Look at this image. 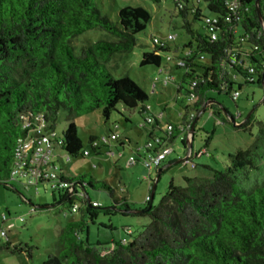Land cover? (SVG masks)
Returning <instances> with one entry per match:
<instances>
[{"label": "trees", "instance_id": "obj_1", "mask_svg": "<svg viewBox=\"0 0 264 264\" xmlns=\"http://www.w3.org/2000/svg\"><path fill=\"white\" fill-rule=\"evenodd\" d=\"M203 1L211 15L219 19L220 39L216 42H207L206 35L191 28L189 15L194 21L202 18V22L207 17L200 8L189 6V0H174L184 28L192 35L180 47H195L208 55L204 60H192L182 80L174 81L176 94L183 89L186 78L195 93V99L189 103L187 94L191 89H185V97L178 102L180 123L187 122L192 112L196 114L203 108L210 99V91L222 92L221 82L227 76L223 64L231 65L225 60L230 49L241 53L249 44L264 45L256 0H240L239 32L248 35L244 42L231 29L238 21L234 18L225 21L228 9L223 0ZM258 5L264 18L263 0ZM151 19L146 8L125 6L119 9L118 21L114 22L102 13L95 0H0L1 184L6 185L11 177L17 139L37 125L38 114H43L49 129H56L60 110L68 113V125L60 135L62 143L56 149L70 158L102 153L100 146L92 145L99 138L96 135L82 145L76 135L75 117L100 110L109 119L118 104L128 109L139 108L141 115L147 111L146 91L127 76L113 77L107 65L115 53L129 52L136 46L137 34L146 29ZM94 28L107 31L116 40H98L79 50L71 44L73 38ZM166 49L153 46L143 53L140 65L159 68L161 52ZM250 60L257 62L254 58ZM230 67L240 72V68ZM263 72L258 82L249 84L263 86ZM195 73L199 74L198 82L192 86ZM211 108V115L230 122L219 105L213 103ZM252 118L251 114L241 127L250 130ZM172 124L175 129L170 143L180 133L178 124ZM230 158L231 164L225 171L209 168L210 176H184L185 185L172 180L158 205L135 213L149 216L150 221L128 240L110 246L90 244L79 237L82 222H69L58 235L55 252L40 264H264V121H259L252 144L237 150ZM63 178L73 190L58 192L57 198L53 195L56 202L70 193L66 200L49 209L59 212L67 202L71 207L74 198L87 204V186L103 189L114 198V189L104 181L82 175L67 178L63 174ZM152 188L153 185L147 206ZM115 203L118 208L132 209L123 198ZM42 210L45 209H34ZM86 211L93 220L92 210L86 207ZM10 247L9 241L0 244V249ZM27 248L17 245L13 250L31 257Z\"/></svg>", "mask_w": 264, "mask_h": 264}, {"label": "rangeland", "instance_id": "obj_2", "mask_svg": "<svg viewBox=\"0 0 264 264\" xmlns=\"http://www.w3.org/2000/svg\"><path fill=\"white\" fill-rule=\"evenodd\" d=\"M95 1L102 13L114 22L118 21L119 9L125 6H142L151 13L152 19L146 29L137 34L136 46L129 52L115 53L107 66L113 77L127 76L146 91L148 100L145 102V107H149L156 116L163 113L162 117H157L162 129L168 122L179 124L181 107L178 102L185 97L189 78H186L187 80L182 84L183 89L179 94L175 93L173 82H168L165 88L158 85L153 91L152 81L158 75V68L151 64L140 65L143 53L153 49L154 35L164 37L168 33L175 34L176 39L170 44V53L175 55L182 54L180 46L192 39V35L183 26L184 20L178 14L174 0H161L159 3L151 0ZM193 4L200 8L203 16L211 15L203 0L200 2L189 0V6ZM189 21L193 31L206 35L202 18L194 21L192 15H189ZM98 40H116V38L107 31L94 28L73 38L71 44L79 50ZM165 55V52H161L162 63L166 62ZM185 72V68L173 67L170 73L177 81H181ZM233 83V89L241 86L237 100H233L225 92L218 91H210L208 97L220 103L237 123L243 122L252 112L250 130L235 127L231 121L224 122L222 116L211 115L210 108H207L196 122L191 150L193 154H197L206 148V152L193 156L192 162L196 165L194 168L190 163L177 162L186 158L188 153L185 144L186 134L184 132L177 134L172 143V151L162 164L168 166L157 180L153 175L145 178L149 170L142 162L127 164L131 156L138 157L135 154L137 147L141 148L140 153H143L148 134L139 125L147 111L141 115L138 113L139 108L128 109L118 104L109 119H105L100 110L75 117L76 135L83 146L87 145L89 137L93 135L102 138L114 133L118 138L108 143L101 142L102 153L98 156L79 155L68 158L63 150L54 149L56 164L67 178L82 175L106 182L114 189V198L103 189L87 186V195L92 203H99L98 206L88 207L81 200L74 198L73 203L79 205L77 212L70 211L68 202L59 212L54 209L32 211V205L53 203L54 196L58 197V192L53 194L48 184H40L37 187L27 185L25 177L10 179L6 185L0 183V229L4 228L7 231V236H0V244L3 245L6 241L11 243L10 249H0V264L42 263L48 254L55 252V244L61 229L71 221L82 222L79 237L90 244L110 246L114 242L128 240L131 236H136L144 225L149 223L150 218L147 215L129 214L112 209V207L118 208L116 200L123 198L128 201L132 209H144L147 206L146 198L149 190L156 181L152 201V206H156L172 180L176 184L185 185L184 175L210 176L209 168L225 171L231 164L230 155L239 149L249 147L257 135L259 121H264V87L259 84H246L241 75ZM67 125L68 113L60 110L56 124L57 133L62 135ZM156 133L161 135L162 132ZM77 190L81 189L78 187ZM86 207L95 214L93 220L90 219ZM3 214L6 215L4 222H2ZM17 245H27L31 257L25 252L13 250Z\"/></svg>", "mask_w": 264, "mask_h": 264}, {"label": "built area", "instance_id": "obj_3", "mask_svg": "<svg viewBox=\"0 0 264 264\" xmlns=\"http://www.w3.org/2000/svg\"><path fill=\"white\" fill-rule=\"evenodd\" d=\"M200 2V0H197ZM224 5L228 9V13L224 17L226 22H231L234 18L238 23L231 25V29L234 34H238V40L244 42L247 40L248 35L246 32H239V9L240 0H223ZM183 3L179 4L182 8ZM219 19L216 15L207 16L204 18L203 26L206 29L205 40L207 42H216L220 39V29L218 27ZM264 29V25H263ZM176 39V35L168 33L166 36L161 37L154 35L152 37V45L160 48H167L165 53V63H162L158 68V75L154 77L152 81L153 91L158 85L166 87L168 82L177 81L175 77L171 75V69L174 67L185 68L188 71V66L193 60H204L208 55L200 52L195 47L182 48V54L175 55L170 53V44ZM248 45V44H246ZM238 50L230 49L227 53L226 62H229L232 66L240 68V72L232 69L227 64H223V69L226 71V78L221 82V91L230 95L233 100H237L241 93L240 85L238 89H233V82L239 75L244 78L246 84L258 82L260 74L264 71V45L261 47L260 44H249L244 46L241 53L236 52ZM250 58H254L257 62H252ZM199 74L195 73L193 76L195 79L192 81V86L196 85ZM191 89V87H188ZM195 99V93L191 89L187 94V102L192 103ZM211 100V99H209ZM207 100L205 104L209 101ZM204 104V105H205ZM211 104L208 103L207 108H210V113L213 112ZM147 114L144 119L140 122V128L144 129L148 134L146 143L143 146V153H140L139 147L135 149V154L138 156H131L127 161L128 165H134L137 162H142L143 165L149 170V174L145 178H150V174L153 172L156 174L158 168L161 167L165 161L167 155L172 151V143L169 142L175 126L168 122L162 133L157 134L159 129L157 117H162L163 113L156 116L150 111L149 107H146ZM195 113L192 112L189 115L188 121L185 123H179L177 129L180 133L184 132L186 138L188 131L195 117ZM37 125L31 129L25 136H21L17 139L14 148V160L10 171V179L25 177L26 184L31 186H39L40 184H48L52 192H72L73 186L63 178L62 170L56 164V155L54 149H56L61 143V136L57 133L56 129H49L48 122L44 119L43 114H38L36 117ZM28 125V124H27ZM159 131V130H158ZM117 134L111 133L107 137L98 138L93 141L94 147L100 146L102 143H108L110 140H116ZM206 152V148L193 154L192 151L188 152L186 158L183 160L184 164H191V167L196 165L192 162L193 156L202 155ZM69 158V157H68ZM9 179V180H10ZM80 197L85 199L83 194ZM149 200V195L147 196ZM92 203V202H91ZM93 206H98L99 203H92ZM79 209L78 203H73L71 206L72 212H77ZM34 211V208H32ZM6 220V215H2V222ZM0 236H7V231L4 228L0 229Z\"/></svg>", "mask_w": 264, "mask_h": 264}, {"label": "water", "instance_id": "obj_4", "mask_svg": "<svg viewBox=\"0 0 264 264\" xmlns=\"http://www.w3.org/2000/svg\"><path fill=\"white\" fill-rule=\"evenodd\" d=\"M259 0H256V8H257V12H258V15H259V18L262 22V24L264 25V18L262 17V14H261V11H260V8H259ZM262 84L264 86V72L262 74ZM208 103H214L216 105H219L224 114L228 117V119L234 124L235 127H241L242 124L250 117V115L252 114V112H250L246 118L244 119L243 122L241 123H237L235 118L233 116H231L229 114V112L220 104L218 103L217 101L211 99L209 100L204 106L203 108L196 113L194 119L192 120L191 122V125H190V128H189V131H188V135H187V138L185 139V144L187 146V149H188V152H190L192 150V142H193V135H194V131H195V125H196V122L198 120V118L200 117V115L207 109V106H208ZM185 159V158H184ZM184 159H181V160H178L177 162H180V161H183ZM168 166V165H167ZM165 166H162L160 168L157 169V176H156V180L159 179L160 177V174L162 172V170L164 169ZM155 185H156V181L153 183V188H152V198L150 200V203L148 204V206L144 209H140V210H136V209H122V208H114L112 207L113 209L115 210H118V211H121V212H124V213H129V214H135V213H141V212H146V211H149L151 208H152V201H153V193H154V190H155ZM70 194V193H69ZM69 194L67 196H69ZM66 197H64L62 200H58L56 202L53 201V203L51 204H47V205H32L34 209H49V208H53V207H56L58 206L61 201H64L66 200ZM86 199H87V205L88 207H94L93 204L91 203V200L89 198L88 195H86Z\"/></svg>", "mask_w": 264, "mask_h": 264}, {"label": "crops", "instance_id": "obj_5", "mask_svg": "<svg viewBox=\"0 0 264 264\" xmlns=\"http://www.w3.org/2000/svg\"><path fill=\"white\" fill-rule=\"evenodd\" d=\"M158 125H159V129H158V130H159V131H160V130H163L162 127L160 126V123H158ZM158 130H157V131H158ZM162 166H163V165H162ZM162 166H161V167H162ZM166 167H167V165H165V167H164V169H163L162 171H164ZM156 174H157V171H156ZM156 174H154V173L152 172V173L150 174V176L153 175L154 177H156V176H157ZM161 174H162V173H161ZM161 174H160V175H161ZM184 176H186V175H184ZM184 176H183V177H184ZM129 232H131V231L129 230Z\"/></svg>", "mask_w": 264, "mask_h": 264}]
</instances>
